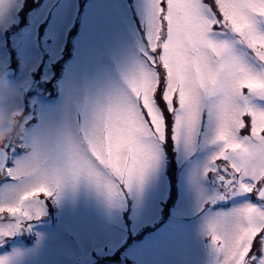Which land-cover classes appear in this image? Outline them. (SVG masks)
I'll use <instances>...</instances> for the list:
<instances>
[{"label":"snow or ice","instance_id":"obj_1","mask_svg":"<svg viewBox=\"0 0 264 264\" xmlns=\"http://www.w3.org/2000/svg\"><path fill=\"white\" fill-rule=\"evenodd\" d=\"M19 110L27 133L0 140V238L30 227V205L66 185L83 179L114 198L167 146L186 157L202 147L192 180L216 264H264V0H148L120 83L70 99L60 120Z\"/></svg>","mask_w":264,"mask_h":264},{"label":"rangeland","instance_id":"obj_2","mask_svg":"<svg viewBox=\"0 0 264 264\" xmlns=\"http://www.w3.org/2000/svg\"><path fill=\"white\" fill-rule=\"evenodd\" d=\"M26 1L0 0V91L19 109L29 108L25 98L33 92L30 107L37 110L38 121L60 120L70 99L85 101L120 83L125 68L139 55V23L145 27L148 0H132L135 8L130 0H87L84 30L75 42L74 57L60 82L58 97L49 100L47 81L53 73V62L62 54L81 0H45L39 17L33 16L32 24L20 29V10ZM50 13V26L46 34H41L39 24ZM7 31L19 51L20 65L18 61L13 64ZM44 60L47 62L41 74L39 67ZM12 67L17 70L13 79L5 76ZM176 151L178 160L171 163L170 173L166 171L169 161L165 148L159 163L120 196L109 198L101 188L82 179L58 190L51 202L58 208L56 217L51 216L45 200L30 205L35 218L28 222L36 221L31 224L38 233L36 239L23 243L17 230L0 238V258L6 259L7 264H124L119 257L109 258L107 254L115 252L130 237L148 231L144 241L127 245L125 257L132 259L133 264H216L218 254L206 231L200 189L192 180L193 169L203 164L209 152L201 147L186 157L182 146ZM5 184L0 185V191ZM174 184L179 187L178 206L167 211L162 229L159 223L153 227L162 218L163 203L170 204ZM202 186L206 195L211 194L207 182H202ZM8 222L0 220V227ZM149 226L153 228L146 230ZM97 254L106 255L95 259Z\"/></svg>","mask_w":264,"mask_h":264},{"label":"clouds","instance_id":"obj_3","mask_svg":"<svg viewBox=\"0 0 264 264\" xmlns=\"http://www.w3.org/2000/svg\"><path fill=\"white\" fill-rule=\"evenodd\" d=\"M27 131V121L22 112L3 91H0V140L15 139Z\"/></svg>","mask_w":264,"mask_h":264},{"label":"trees","instance_id":"obj_4","mask_svg":"<svg viewBox=\"0 0 264 264\" xmlns=\"http://www.w3.org/2000/svg\"><path fill=\"white\" fill-rule=\"evenodd\" d=\"M169 149L171 150L172 149V147L171 146H169ZM170 154H171V162H175L176 161V155H175V153H171V151H170ZM95 259H99V257L98 256H96L95 257ZM107 259V258H106ZM97 264H101L100 262H98Z\"/></svg>","mask_w":264,"mask_h":264},{"label":"water","instance_id":"obj_5","mask_svg":"<svg viewBox=\"0 0 264 264\" xmlns=\"http://www.w3.org/2000/svg\"><path fill=\"white\" fill-rule=\"evenodd\" d=\"M0 180H4L3 178H0ZM20 236L22 237V238H24L25 237V233H23V228H21L20 229Z\"/></svg>","mask_w":264,"mask_h":264},{"label":"bare ground","instance_id":"obj_6","mask_svg":"<svg viewBox=\"0 0 264 264\" xmlns=\"http://www.w3.org/2000/svg\"><path fill=\"white\" fill-rule=\"evenodd\" d=\"M21 29V28H20ZM84 30V29H83ZM83 30L81 31V34L83 33ZM81 34H80V36H81ZM71 64V61L69 62V65ZM66 78V77H65Z\"/></svg>","mask_w":264,"mask_h":264}]
</instances>
